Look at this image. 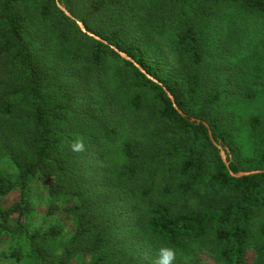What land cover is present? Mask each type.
Returning a JSON list of instances; mask_svg holds the SVG:
<instances>
[{
	"label": "trees",
	"instance_id": "16d2710c",
	"mask_svg": "<svg viewBox=\"0 0 264 264\" xmlns=\"http://www.w3.org/2000/svg\"><path fill=\"white\" fill-rule=\"evenodd\" d=\"M59 1L0 0V152L14 168L0 172V197L21 193L0 208V233L17 214L9 256L30 264H155L160 248L171 246L173 264H250L254 248L253 264H264V148L246 164L234 134L211 114L228 93L256 95L240 86L255 73L239 54L247 29L264 21V0H88L83 13L80 0H61L99 38ZM37 25L53 36L33 37ZM168 28L173 68L157 44ZM209 64L223 65L226 79L211 77ZM95 83L110 96L97 100ZM123 92L128 110L148 111L147 136L121 135L117 114L129 111L115 98ZM89 125L95 136L82 131ZM249 125L264 138V116L252 115ZM76 138L96 152H73ZM114 143L125 157L120 167L106 156ZM250 168L261 171L236 175ZM34 180L54 199L70 197L49 210L64 209L75 227L58 256L47 245L63 228L25 222Z\"/></svg>",
	"mask_w": 264,
	"mask_h": 264
},
{
	"label": "rangeland",
	"instance_id": "374dc122",
	"mask_svg": "<svg viewBox=\"0 0 264 264\" xmlns=\"http://www.w3.org/2000/svg\"><path fill=\"white\" fill-rule=\"evenodd\" d=\"M88 0H80L77 5L78 12L83 13L87 9ZM59 6L67 7L61 3V0L58 2ZM61 8V7H60ZM62 9V8H61ZM63 10V9H62ZM68 10V9H67ZM69 11V10H68ZM70 12V11H69ZM69 16V15H68ZM75 20L82 22L80 18L73 16ZM83 23V22H82ZM80 26V24H79ZM81 27V26H80ZM247 29V34L245 37V42L247 45L243 46L241 53L239 54V58L246 59L248 65L252 67V72L255 73L253 83H248L246 81L247 78L241 77L239 79L243 80L240 85L242 88L255 90V97L250 99L238 98L236 95H233L232 92L226 94L227 96L223 97L216 104L213 105L211 109L212 116L218 118V126L227 131L234 134L235 139L239 146L240 158L247 164V161H253L260 155L262 149L264 148V138L261 134H256L253 132L249 125V119L252 115L263 117L264 116V21L256 23L254 26ZM82 29V28H81ZM172 28H168L166 34L157 37L158 45L160 44L165 48L167 54H169V68H173L177 65V56H175L170 50H168L169 40ZM85 32V31H84ZM33 37H51L53 36V30L51 27L41 29V26H34L33 28ZM90 35V34H89ZM244 43V42H243ZM237 56L233 59V66L235 67L238 64ZM220 67V66H219ZM168 69V68H167ZM207 73L210 74L211 77H216L217 74L223 76L224 79L227 77V70L223 67L219 69L218 65H210L206 68ZM236 75V71H234ZM95 90L93 92L97 96L109 97L110 94L103 91V88L98 89L97 83L94 84ZM112 86L115 88V92L117 91V81L113 80ZM101 92V93H100ZM123 93L116 94L115 102H119L122 105L120 107H124L128 110V102L126 101V95ZM98 103V101H97ZM201 104V107L200 105ZM202 108L203 101H200L196 107ZM89 109V108H87ZM129 111L127 116H123V113H118L119 125L121 126V135H128L130 138H141L144 135L147 136L151 132V126L149 123H146L148 120V111L142 110L136 113L133 111ZM97 114L94 116L97 120L100 117V110L96 112ZM106 118L109 115V112L106 113ZM109 121V120H108ZM90 123H94L92 120ZM149 125V126H147ZM110 126H113L110 124ZM84 130H87L86 132ZM94 126L89 125L82 128L84 133H91L93 136L96 135L94 131ZM85 134V135H87ZM82 135V136H85ZM87 141L85 143H90ZM85 151L89 152L91 155L96 151L89 149V145H85ZM107 158L117 167L122 166L125 162L124 154L120 148L119 143H114L110 145V151L106 154ZM250 168L247 171H251ZM0 172L12 175L14 173V168L11 166L9 160L5 157L4 153L0 152ZM32 192L29 195L30 199V211L25 216V222L31 229H45L50 226H60L63 228V234L60 238L56 239L52 243L48 244L47 247L49 251L54 253V255L58 256L63 251V245L68 240V236H70L75 230L74 223L72 217L69 216L68 212L64 209L60 208L54 213H50V206L53 203H59L62 206L66 205V200H69L70 197H61L59 199H54L49 196L47 191V186L45 183L39 180H34L32 183ZM156 198H159L161 194L156 189L153 193ZM21 198L20 190H14L6 196L0 197V208L7 209L15 202L19 201ZM141 205L144 207L146 203L141 202ZM17 214L14 216L16 218ZM15 218L10 221L11 228L8 230H2L1 240H0V264H30L28 260L22 262H15L10 256V252L15 245V241L19 239V237L14 238L13 236V226L17 223ZM2 221L0 220V230H1ZM249 262L253 264V260L255 259V249L253 248L249 251ZM83 261V258H76L74 262L80 263ZM206 264H221L217 262L213 258H208L206 260Z\"/></svg>",
	"mask_w": 264,
	"mask_h": 264
},
{
	"label": "clouds",
	"instance_id": "9594fccd",
	"mask_svg": "<svg viewBox=\"0 0 264 264\" xmlns=\"http://www.w3.org/2000/svg\"><path fill=\"white\" fill-rule=\"evenodd\" d=\"M71 150L73 152H83L85 151V143L81 138H76L71 142ZM176 249L171 246L162 247L159 250L158 259L155 264H173L176 259Z\"/></svg>",
	"mask_w": 264,
	"mask_h": 264
},
{
	"label": "water",
	"instance_id": "95a60500",
	"mask_svg": "<svg viewBox=\"0 0 264 264\" xmlns=\"http://www.w3.org/2000/svg\"><path fill=\"white\" fill-rule=\"evenodd\" d=\"M60 7L65 11V13L67 15L73 17V15L64 6H60ZM79 24H80V26H81V28H82L83 31L88 32L90 35L99 38V36H97L96 34L88 31L87 28H86V26L82 22H79ZM119 52L125 58L130 59V60L133 61V59L127 53H125L123 51H119ZM135 64L138 65V63H136V62H135ZM142 70L144 71V69H142ZM180 112H182V110H180ZM206 124L208 126L209 133L212 134V129H211L210 125L208 123H206ZM219 147L221 148V146H219ZM221 155L223 157V160L229 165V162L227 160V156H226V154H225V152H224L223 149H221ZM257 171H261V170L242 171V172H240L239 174H236V175L237 176H240V175H245V174H249V173H253V172H257Z\"/></svg>",
	"mask_w": 264,
	"mask_h": 264
}]
</instances>
